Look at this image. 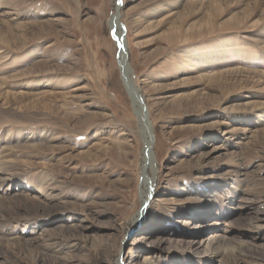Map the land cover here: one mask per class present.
Returning <instances> with one entry per match:
<instances>
[{"label":"rangeland","instance_id":"1","mask_svg":"<svg viewBox=\"0 0 264 264\" xmlns=\"http://www.w3.org/2000/svg\"><path fill=\"white\" fill-rule=\"evenodd\" d=\"M0 204V264H264V0H0Z\"/></svg>","mask_w":264,"mask_h":264},{"label":"bare ground","instance_id":"2","mask_svg":"<svg viewBox=\"0 0 264 264\" xmlns=\"http://www.w3.org/2000/svg\"><path fill=\"white\" fill-rule=\"evenodd\" d=\"M114 1V3H115V1L116 0H113ZM117 3V2H116ZM119 4H120V1H118V3H117V5L116 6H114L115 7V10L114 11H116V12H118L120 9H119ZM117 13H116V15H115V22H110V29H112L113 28V24L115 25L116 24V26H117ZM119 24V23H118ZM119 27V26H118ZM113 32V31H112ZM121 33V32H120ZM115 34L116 35H118V30H116L115 31ZM116 38V37H115ZM8 41V40H7ZM119 41V40H118ZM10 44V43H9ZM118 46V45H117ZM124 49H125V47H124ZM124 54V53H123ZM125 56H126V54H124ZM124 55H122V54H120L119 55V59H120V62H119V65H120V70H121V73H122V71H123V73H127V71L124 69V60H125V56ZM259 74V73H258ZM261 75V74H260ZM123 80H124V82H125V85H131L130 84V81L128 80V78H127V76H125V75H123ZM129 81V82H128ZM149 141L148 142H146V144H145V147L148 149L149 148ZM149 150V149H148ZM146 151H144V153H145ZM149 157V156H148ZM143 158V157H142ZM153 159V158H152ZM149 160V159H148ZM151 160V159H150ZM149 160V161H150ZM146 162H147V159H145V157H144V159H143V163L144 164H146ZM143 167V166H142ZM147 168V167H146ZM148 169H149V166H148ZM152 176H153V174H152ZM148 179V180H147ZM153 179V178H152ZM152 181L153 180H151L150 178H148V175L146 176L145 175V180H144V183L142 184V188H145L144 189V197H142V203L141 204H144L145 206L148 204V202H149V189H147L148 187H149V185L148 186H146V184L149 182V183H152ZM140 184V185H141ZM20 201V200H19ZM145 206L143 207V209L141 210V212H140V217H142V216H144V214L146 213V208H145ZM10 210H11V212H12V210L13 209H11V207H10V205H8V206H5V205H3V204H0V213H2V214H6V213H8V212H10ZM141 219V218H140ZM68 228V227H67ZM68 230V232H69V229H67ZM66 230V231H67ZM60 233V232H59ZM60 234H64V233H60ZM67 234H69V233H67ZM61 236H63V235H61ZM70 236V235H69ZM73 236V235H72ZM35 242H37V241H35ZM33 243H34V241H33ZM27 245H30L31 246V244H27ZM32 250V249H31ZM225 257L226 258H228L229 260H232L233 259V254H232V252H227V253H225ZM118 259V258H117ZM59 260V259H58Z\"/></svg>","mask_w":264,"mask_h":264},{"label":"water","instance_id":"3","mask_svg":"<svg viewBox=\"0 0 264 264\" xmlns=\"http://www.w3.org/2000/svg\"><path fill=\"white\" fill-rule=\"evenodd\" d=\"M120 52H122V53H124L125 54V49H124V47H123V45L122 46H120ZM137 97V96H136ZM138 98V97H137Z\"/></svg>","mask_w":264,"mask_h":264}]
</instances>
